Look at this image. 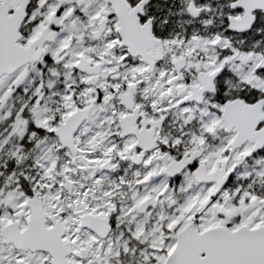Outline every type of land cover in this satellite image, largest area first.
<instances>
[{
  "label": "snow or ice",
  "instance_id": "snow-or-ice-1",
  "mask_svg": "<svg viewBox=\"0 0 264 264\" xmlns=\"http://www.w3.org/2000/svg\"><path fill=\"white\" fill-rule=\"evenodd\" d=\"M0 264H264V0H0Z\"/></svg>",
  "mask_w": 264,
  "mask_h": 264
}]
</instances>
